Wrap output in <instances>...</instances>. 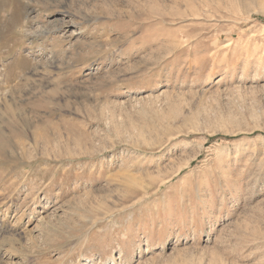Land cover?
<instances>
[{"label":"rangeland","instance_id":"374dc122","mask_svg":"<svg viewBox=\"0 0 264 264\" xmlns=\"http://www.w3.org/2000/svg\"><path fill=\"white\" fill-rule=\"evenodd\" d=\"M0 124V264H264V0H0Z\"/></svg>","mask_w":264,"mask_h":264},{"label":"bare ground","instance_id":"6f19581e","mask_svg":"<svg viewBox=\"0 0 264 264\" xmlns=\"http://www.w3.org/2000/svg\"><path fill=\"white\" fill-rule=\"evenodd\" d=\"M25 66V65H24ZM5 73V72H4ZM10 114H11V112H10ZM12 116H13V114H12ZM4 123V122H3ZM1 125V124H0ZM13 127V126H12ZM1 128L2 127H0V136H1ZM18 131V130H17ZM27 132V131H26ZM5 137V136H4ZM0 140H2V139H0ZM22 143V142H21ZM24 144V143H23ZM5 148H4V144H1L0 143V157H4V158H6V157H10L11 155H6V154H4V152L6 153V151L4 150ZM23 150V149H22ZM9 154H11V153H9ZM3 176V175H2Z\"/></svg>","mask_w":264,"mask_h":264}]
</instances>
